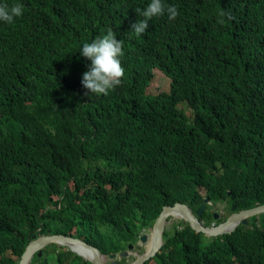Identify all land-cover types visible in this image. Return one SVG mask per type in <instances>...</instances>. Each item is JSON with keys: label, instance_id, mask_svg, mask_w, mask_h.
<instances>
[{"label": "trees", "instance_id": "1", "mask_svg": "<svg viewBox=\"0 0 264 264\" xmlns=\"http://www.w3.org/2000/svg\"><path fill=\"white\" fill-rule=\"evenodd\" d=\"M69 1L0 0V264L32 235L140 254L176 202L208 199L205 226L264 204V0ZM162 238L143 264H264V213ZM31 264L91 263L49 244Z\"/></svg>", "mask_w": 264, "mask_h": 264}, {"label": "water", "instance_id": "2", "mask_svg": "<svg viewBox=\"0 0 264 264\" xmlns=\"http://www.w3.org/2000/svg\"><path fill=\"white\" fill-rule=\"evenodd\" d=\"M206 203H208V200L204 199L202 204L195 209L193 214L186 205L180 203H175L173 206L162 207L161 212L149 229V246L146 245L144 251L140 255H136V258L127 264H143L159 252L163 245V231H168L170 229V224L166 221V218L168 217H173L177 220L186 222L195 233H201L206 237H216L219 235L230 234L239 224H246L248 218L264 213V204L240 211H235V207L232 206L230 208V215L227 216L224 221L216 225L212 223L210 226H204L198 218L201 216ZM212 218L217 220L219 216L214 213ZM146 241L147 235L140 236L139 243H145ZM49 244H56L60 247L68 248L74 254L91 264H119V260L130 255L132 249V246L128 245L127 250L123 252L104 255L94 246L78 238H72L61 234L42 235L38 237L32 236V239L28 242L17 264H30L34 254L36 253L39 257L41 250ZM72 246L78 247L83 254L77 253L72 249Z\"/></svg>", "mask_w": 264, "mask_h": 264}, {"label": "rangeland", "instance_id": "3", "mask_svg": "<svg viewBox=\"0 0 264 264\" xmlns=\"http://www.w3.org/2000/svg\"><path fill=\"white\" fill-rule=\"evenodd\" d=\"M153 72H154V75H153L152 81L148 84V86L141 87V89L146 88L145 92L147 93H155L157 91H167L168 90V80L158 70L155 69L153 70ZM209 212H215L216 214H218L219 219L226 218L229 214V212L225 209V203L223 204L216 203V205H214L213 208L209 210ZM172 220L173 218H169L170 223ZM148 241L147 243L146 242L143 243L144 247H146V245L148 244ZM132 253L133 255L135 254V252H132Z\"/></svg>", "mask_w": 264, "mask_h": 264}, {"label": "clouds", "instance_id": "4", "mask_svg": "<svg viewBox=\"0 0 264 264\" xmlns=\"http://www.w3.org/2000/svg\"><path fill=\"white\" fill-rule=\"evenodd\" d=\"M75 5H76V0H70L69 3H68V7H69V8H71V7L75 6ZM207 200H208V199H207ZM176 203H179V202H176ZM174 204H175V203H174ZM174 204H173V205H174ZM180 204H183V203H180ZM173 205H171V206H173ZM184 205H186V204H184ZM200 205H201V204H200ZM200 205H199V206H200ZM186 206H187V205H186ZM199 206H198V207H199ZM163 207H164V206H163ZM187 207H188V206H187ZM188 208H189V207H188ZM189 209H190L191 213L193 214V212H194L195 210L192 211L191 208H189ZM195 209H196V208H195ZM204 209H205V208H204ZM161 210H162V209H161ZM203 211H204V210H203ZM203 211H202V212H203ZM160 212H161V211H160ZM214 213H215V212H213V214H214ZM201 214H202V213H201ZM215 214H216V213H215ZM158 215H159V214H158ZM229 215H230V212H229L228 216H229ZM212 216H213V215H212ZM218 216H219V215H218ZM168 218H173V217H168ZM168 218H166V221H167ZM199 218H200V217H199ZM199 218H198V220H199ZM155 219H156V218H155ZM173 219H174V220H177V219H175V218H173ZM218 219H219V218H218ZM224 220H225V219H224ZM179 221H181V220H179ZM199 221H200V220H199ZM200 222H201V221H200ZM168 223L170 224V222H168ZM201 223L203 224V222H201ZM203 225H204V224H203ZM204 226H205V225H204ZM209 226H210V225H209ZM149 229H150V228H149ZM149 229H148L147 232H145V233L142 234V235H147V241H148V239H149V237H148V236H149ZM142 235H141V236H142ZM32 236H35V235H32ZM32 236L30 237L29 241L32 239ZM38 236H42V235H38ZM38 236H35V237H38ZM139 238H140V237H139ZM29 241H28V242H29ZM147 241H146V243H147ZM27 244H28V243H27ZM138 244H139V246H143V248H145L144 245H143V243H139V239H138ZM26 246H27V245H26ZM26 246H25V248H26ZM47 246H48V245H47ZM25 248H24V250H25ZM44 248H45V247H44ZM44 248H43V249H44ZM67 249H68V248H67ZM24 250H23V252H24ZM68 250H69V249H68ZM131 250H132V249H131ZM41 251H42V250H41ZM143 251H144V250H143ZM23 252H22V253H23ZM35 254H36V253H35ZM35 254H34V255H35ZM140 254H141V253H140ZM140 254H136V253H135V254H134L135 258H136V255H140ZM21 255H22V254H21ZM21 255H20V257H21ZM36 255H37V254H36ZM40 255H41V254H40ZM104 255H106V254H104ZM130 255H133V253L131 252ZM130 255H128V256H130ZM128 256H127V257H128ZM20 257H19V259H20ZM32 258H33V257H32ZM125 258H126V257H125ZM135 258H134V259H135ZM19 259H18V261H19ZM31 260H32V259H31ZM17 263H18V262H17ZM128 263H129V262H128ZM30 264H31V261H30Z\"/></svg>", "mask_w": 264, "mask_h": 264}, {"label": "bare ground", "instance_id": "5", "mask_svg": "<svg viewBox=\"0 0 264 264\" xmlns=\"http://www.w3.org/2000/svg\"><path fill=\"white\" fill-rule=\"evenodd\" d=\"M149 240V239H148ZM149 244H150V242L148 241V244H147V246H149ZM72 249H74L77 253H79V254H83V252L78 248V247H74V246H72ZM78 249V250H77Z\"/></svg>", "mask_w": 264, "mask_h": 264}]
</instances>
